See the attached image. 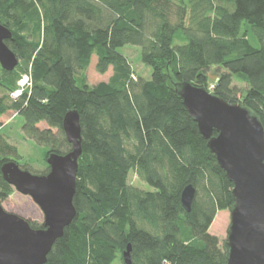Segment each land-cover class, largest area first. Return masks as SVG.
<instances>
[{
  "label": "trees",
  "instance_id": "obj_1",
  "mask_svg": "<svg viewBox=\"0 0 264 264\" xmlns=\"http://www.w3.org/2000/svg\"><path fill=\"white\" fill-rule=\"evenodd\" d=\"M0 22L12 31L5 42L20 62L12 71L0 65V116L18 112L26 135L47 144L45 156L72 148L66 112L77 109L81 118L77 213L44 264H125L128 243L133 264H227L209 229L219 210L233 206V183L172 82L188 80L242 103L264 125V0H0ZM128 44L141 48L150 79H134L118 50ZM95 55L97 71L113 73L90 84L83 74ZM23 72L32 87L14 100ZM237 73L245 92L234 83ZM9 150L15 147L4 141L0 199L14 192L1 171L14 160ZM132 171L153 189L132 185ZM188 184L196 188L189 212L181 201Z\"/></svg>",
  "mask_w": 264,
  "mask_h": 264
},
{
  "label": "water",
  "instance_id": "obj_2",
  "mask_svg": "<svg viewBox=\"0 0 264 264\" xmlns=\"http://www.w3.org/2000/svg\"><path fill=\"white\" fill-rule=\"evenodd\" d=\"M12 31L0 22V65L12 71L19 58L6 44ZM173 89L183 100L201 136L233 183L234 204L226 248L227 264H264V125L258 115L239 102H229L204 86L191 81H174ZM67 153L51 152L49 171L39 174L15 160L1 166L4 179L17 191L29 195L44 213L42 227L6 210L0 202V264H44L54 243L76 216L74 195L79 158L82 154V127L77 109L63 119ZM196 195L193 184L184 187L182 205L192 209ZM132 244L123 251L125 264H133Z\"/></svg>",
  "mask_w": 264,
  "mask_h": 264
},
{
  "label": "rangeland",
  "instance_id": "obj_3",
  "mask_svg": "<svg viewBox=\"0 0 264 264\" xmlns=\"http://www.w3.org/2000/svg\"><path fill=\"white\" fill-rule=\"evenodd\" d=\"M249 37L253 45L259 46V41L254 33L251 32ZM118 50L125 54L132 64L134 79L139 75L147 79L151 78L152 68L142 61L141 48L139 46L128 44L120 47ZM96 63L97 56L95 55L90 66L83 74L90 84L107 81L113 73L112 67H110V69L104 74L98 72L96 69ZM16 68H18V66ZM217 74L218 68L213 67L209 72V81H214ZM78 82L79 84H82L80 79ZM234 83H236L239 90L242 89V92H245L248 88V83L238 73L234 76ZM1 94L2 91L0 90V95ZM23 121V117L12 109L6 111L0 116V146L3 145L4 141L14 146L15 151L9 150L5 155L13 158L21 167H27L34 173H47L50 169L49 164L47 163L48 156H45V151L48 148L47 144L45 143L44 145V142L37 141L27 136L22 127ZM38 125L41 130L49 128V125L46 122H41ZM52 131L57 136V140L60 141L62 149H67L69 143L64 140L65 135L59 133L58 129L55 127L52 128ZM129 182L132 185L146 190L153 189L149 184L143 182L133 171L129 174ZM0 202L6 210L17 213L33 223L42 224L44 222V213L39 205L31 196L23 194L15 188L11 195L7 198L0 199ZM230 223V209H224L217 212V215L210 226L209 232L219 238V243L222 247L227 241Z\"/></svg>",
  "mask_w": 264,
  "mask_h": 264
},
{
  "label": "built area",
  "instance_id": "obj_4",
  "mask_svg": "<svg viewBox=\"0 0 264 264\" xmlns=\"http://www.w3.org/2000/svg\"><path fill=\"white\" fill-rule=\"evenodd\" d=\"M31 87H32V77L30 72H23L17 81L16 88L10 92L12 98L14 100L19 99L24 95L27 89H30Z\"/></svg>",
  "mask_w": 264,
  "mask_h": 264
}]
</instances>
